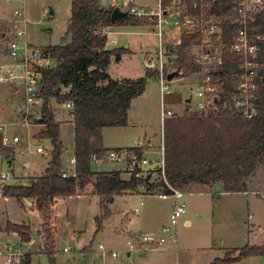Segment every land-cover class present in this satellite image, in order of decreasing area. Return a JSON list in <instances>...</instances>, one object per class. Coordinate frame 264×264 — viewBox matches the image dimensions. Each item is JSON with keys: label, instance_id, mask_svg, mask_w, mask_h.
<instances>
[{"label": "rangeland", "instance_id": "obj_1", "mask_svg": "<svg viewBox=\"0 0 264 264\" xmlns=\"http://www.w3.org/2000/svg\"><path fill=\"white\" fill-rule=\"evenodd\" d=\"M5 1L0 0V5L6 4ZM72 1L25 0L29 21L28 39L38 46L70 42L71 34H68V27ZM99 1L107 8L113 3V0ZM114 2L117 3L118 0ZM139 2L155 4L157 0H139ZM8 8L22 9L23 1L13 0ZM146 23L145 20H142L140 25L114 23L108 29L107 47L109 49L124 47L126 43L130 44V50L120 59L112 58L107 71L113 78L138 79L146 74L145 57L147 54L151 58L156 57L155 50L159 47V38L153 24ZM164 32L167 34V38L164 39L165 46L177 43L180 32L178 27L165 24ZM198 82L199 76H192L182 85L176 86V89L181 92L172 94L175 97L182 96V102L177 103L175 100L171 101L172 98H167L166 101L176 108L180 113L179 116L198 114L191 109L195 104V96L188 110L184 100ZM22 94L23 92H20L17 86L13 89L0 86V124H6L4 131L6 135L11 138L19 137L18 142L5 146L12 152L9 156L0 150V174L8 173L12 176L4 182L8 185H19L22 181H29L41 175L51 158L50 140L37 135L43 128L34 121V117L40 114L39 106L32 110L33 117L30 123H21L23 110L18 109L24 107ZM57 104L53 101L57 117L62 121L61 137L67 147L66 156L69 157L73 153V126L69 122L71 114L67 112L61 114L60 110L57 111ZM129 118L131 122L128 126L106 128L105 145L108 148L135 146L149 137L152 145L145 148L142 158L148 159L151 164L143 167L144 169L156 167L162 160L164 132L161 119L160 85L156 76L148 79L144 94L133 99ZM141 144L144 147L148 146L145 143ZM39 146L46 148L47 153L39 152L37 150ZM69 159L67 162L71 168L73 165ZM92 166L96 171L126 169L125 162L103 159H95ZM153 178H156L155 173ZM5 184L0 180V188ZM183 189L187 193L185 196L187 211L183 220L190 218L192 224L188 227L181 224L180 247L177 251L170 247L168 251L154 253L165 256L166 264H206L215 257L227 256L228 251L225 254V249L222 247L241 248L247 244H264V165L258 168L254 177H250L247 190L226 191L221 181L211 184L194 183ZM169 203V199H163L157 194H148L145 190L118 195L110 205L112 214L104 220V227L96 233L95 218L102 213L101 200L98 196L60 200L55 206V211L53 210L52 222L57 229L55 250L57 264H132L131 259L124 257L123 252H120L118 259L112 258L109 254L103 258L99 245L103 243L110 249L113 247L122 249L127 243L123 233L125 226L134 232L149 231L148 228L157 221ZM28 207L26 203L22 201L20 203L14 197H0V232L3 231L0 237H8L4 243L9 238L19 242L18 233V237L10 232V234L6 233L7 221L29 225L33 242L31 246L25 247L28 248V251L26 250L28 254L33 253L32 264H51L50 256L43 251L44 236L41 233L40 214L36 208ZM139 260L137 256L136 264H139ZM238 262L235 264H264V256H252Z\"/></svg>", "mask_w": 264, "mask_h": 264}, {"label": "trees", "instance_id": "obj_2", "mask_svg": "<svg viewBox=\"0 0 264 264\" xmlns=\"http://www.w3.org/2000/svg\"><path fill=\"white\" fill-rule=\"evenodd\" d=\"M113 8L102 6L99 0H73L68 27L71 41L42 47L43 54L53 58L55 65L41 68L42 104L34 121L43 125L37 135L50 140L51 158L44 173L31 178L29 184H7L3 188V196L14 197L27 205L32 202L31 208L39 212L43 251L50 256L51 264H57L52 211L58 199L78 196L84 193L87 185H91L92 194L101 200L102 213L95 218L98 233L104 227V220L112 214L110 205L116 196L140 190L148 194L154 189L170 191L160 169L152 170L144 177L131 174L129 178H124L122 171L117 170L92 171V161L103 159L108 150L104 146V129L129 124L133 99L146 90L148 79L158 74L155 68H147L146 74L138 79H114L107 71L113 57L120 59L129 51L124 47L107 48L109 38L104 29L113 24ZM141 21L130 16L120 23L140 25ZM192 40L193 37L183 35L173 50L177 54L173 66L183 68L186 77L199 70L190 56ZM235 65L228 59L222 72L231 71ZM227 90L218 100L217 109L208 114L166 118L165 173L172 186L183 189L194 183L221 181L226 191L247 190L250 177L264 163V81L257 102L258 113L251 119L242 118L231 110L229 87ZM168 98L177 103L183 101L182 96L175 97L174 94ZM184 100L187 109L189 104L186 98ZM53 101L60 105L69 102L74 105V171L67 162ZM127 149L140 160L145 147L138 145ZM0 150L7 156L12 153L1 140ZM66 172L69 175L64 176ZM154 173L156 178H153ZM7 231L17 232L25 242L30 241L32 235L26 224L8 222ZM252 256H264V244L230 249L227 256L217 258L211 264H232ZM23 264H32L31 255H27Z\"/></svg>", "mask_w": 264, "mask_h": 264}, {"label": "built area", "instance_id": "obj_3", "mask_svg": "<svg viewBox=\"0 0 264 264\" xmlns=\"http://www.w3.org/2000/svg\"><path fill=\"white\" fill-rule=\"evenodd\" d=\"M113 0L112 6H119L129 11L130 16H136L154 26L159 38V47L155 50L156 57L151 58L154 68L158 71L157 79L161 94V119L177 117L180 113L166 101L168 95L179 93L175 84L182 85L192 76H199V82L192 87L187 97L195 96L192 110L200 114H208L217 109L218 100L226 91L230 95V108L239 116L251 119L258 113V99L261 85L264 81V0H157V3L139 2V0ZM16 21L20 26L10 33L1 49L12 59V63L0 62V85L21 79L24 89V107L21 123H30L32 110L42 104L40 94L41 68L55 65L53 58L44 55L41 47L33 45L27 39L29 23L25 6L15 9ZM165 24L178 27L179 40L173 45L165 46ZM109 27L104 29L108 34ZM183 35L193 37L191 58L199 67L190 76L183 75V68L173 66L177 56L174 49L180 44ZM228 59L235 62L231 71L222 72ZM177 71L171 79L170 73ZM187 97L186 100H187ZM216 97L218 98L216 100ZM228 104V103H227ZM73 110V103L65 104ZM191 107V105H190ZM72 114V113H71ZM6 124H0V140L3 146L18 142L19 137H9L4 133ZM39 152L46 148L39 146ZM103 160L125 162L132 174L144 177L152 170L160 169L161 175L169 192L154 189L149 194H157L170 200V206L165 220L152 231H139L127 240L125 252L129 256L143 255L152 251H163L177 244L179 227L184 222L187 211L184 189L172 186L166 179L165 158L155 168H145L151 162L146 158L137 160L135 155L125 149H108ZM70 163L75 165L72 157ZM70 167V166H69ZM69 175V172L63 174ZM12 176L1 173L3 184ZM7 185V184H5ZM4 185V186H5ZM0 188V197L3 188ZM67 250V249H66ZM103 255L117 259L120 251L110 249L105 244L99 245ZM28 252L19 244L11 241H0V264H23Z\"/></svg>", "mask_w": 264, "mask_h": 264}, {"label": "crops", "instance_id": "obj_4", "mask_svg": "<svg viewBox=\"0 0 264 264\" xmlns=\"http://www.w3.org/2000/svg\"><path fill=\"white\" fill-rule=\"evenodd\" d=\"M12 1L13 0H6L5 2H6V4L5 3H3V5L0 7V62H8V63H12L13 61H12V59L9 57V56H7V55H5L3 52H1V49H2V47H3V45H4V42L10 37V33L12 32V31H14L16 28H18V26H20V24H19V22H17L16 21V16H15V14H14V10L15 9H18V8H13V9H9L8 8V6L9 5H11V3H12ZM23 1V4H24V6H25V0H22ZM5 4V5H4ZM26 9V8H25ZM53 12V11H52ZM146 24H148V23H146ZM109 28H111V27H109ZM109 38V37H108ZM27 39H28V37H27ZM28 41L30 42V43H32L33 45H35L33 42H31L29 39H28ZM178 42V41H177ZM108 44V43H107ZM174 43H172L171 45H173ZM36 46H38V45H36ZM39 47H44V46H39ZM108 48V47H107ZM124 48H127V49H129L130 50V44L129 43H126L125 44V46H124ZM145 59H146V64H151L152 63V60H151V58L149 57V54H147V56L145 57ZM154 68V67H153ZM146 69H147V66H146ZM115 79V78H114ZM1 87L2 86H4V87H6V88H11V89H13V87H18L19 88V90H20V92L22 91L23 92V101H24V96H25V94H24V89H23V84H22V81H21V79H17V80H15V81H13V82H8V83H6V84H1L0 85ZM175 88H176V84H175ZM145 92V91H144ZM144 92L142 93V95L144 94ZM139 96H141V95H139ZM187 98H189V97H187ZM6 102V101H5ZM133 102V101H132ZM187 102V101H186ZM187 103H189V102H187ZM14 104V103H13ZM57 104V103H56ZM17 105V104H16ZM57 111H61L60 113L61 114H65L66 112L69 114H71L72 112H70L71 111V108L70 107H68V106H66L65 104H63V105H59V104H57ZM176 109V108H175ZM18 110H21L20 108L18 109ZM68 110V111H67ZM58 116V114H56V117ZM62 118V117H61ZM57 119H58V117H57ZM59 120V119H58ZM59 122H60V126H61V119L59 120ZM69 122L72 124V126H73V153H72V155H70L69 157L67 156V159H71L72 157H74V146H75V142H74V138H75V127H74V122H73V116H72V114H71V120H69ZM130 122H131V120H130V118H129V124H130ZM128 124V125H129ZM162 124H164L163 122H162ZM38 125H40V126H42L43 127V125L42 124H38ZM127 125V126H128ZM106 128H108V127H106ZM106 128L104 129V132H105V130H106ZM146 136L148 137V135L146 134ZM104 142H105V133H104ZM151 142H152V140H151V138H147L146 140H144V141H140L139 142V144H137V145H135V146H138V145H142L141 143H145V144H147L148 146L147 147H145V148H148V147H151ZM104 146L106 147V148H108L106 145H105V143H104ZM143 146V145H142ZM128 147H132V146H127V147H112V148H115V149H126V148H128ZM112 148H108V149H112ZM67 150V147H66V145H65V151ZM145 150V149H144ZM162 152H164V158H165V150H164V132H163V138H162ZM69 159V160H70ZM95 160V159H94ZM93 160V161H94ZM97 160V159H96ZM92 161V162H93ZM263 165H264V163L260 166V167H263ZM91 167H92V171H94V172H102V171H96V170H94V168H93V166H92V164H91ZM47 168V167H46ZM70 168V167H69ZM153 168H155V167H153ZM126 170H128V171H126ZM71 171H74V165L73 166H71ZM122 171V170H121ZM258 171V170H257ZM124 173H128V174H124ZM132 173L130 172V170H129V168H128V165L126 164V169L125 170H123L122 171V176L124 177V178H129L130 176L129 175H131ZM254 177V176H253ZM258 179V181H259V178H257ZM29 182H30V180L29 181H22L21 182V184H23V185H27V184H29ZM83 196H97V195H95V194H92V186L91 185H87L86 186V188H85V191H84V193H82V194H80V195H78V196H73V197H83ZM99 197V196H98ZM71 197H69V198H60V199H58V201L55 203V205H54V207H53V210L55 211V206H57V204H58V202L60 201V200H63V201H67L68 199H70ZM100 198V197H99ZM116 198V197H115ZM115 200V199H114ZM20 203H21V201L20 200H18ZM114 202V201H113ZM112 204V203H111ZM29 206V205H28ZM169 206H170V203L167 205V207H166V209L164 210V212L160 215V217L157 219V221L153 224V225H151L148 229H149V231H152V230H154V229H156L164 220H165V218H166V215H167V212H168V209H169ZM28 208H31L30 206L28 207ZM32 209V208H31ZM53 212V211H52ZM8 222H12V221H7V224H8ZM52 222H53V213H52ZM13 223H15V222H13ZM7 224H6V226H7ZM22 224H24V223H22ZM53 224V223H52ZM182 224V226H184V227H188V226H190L191 224H192V221H191V219L190 218H185L184 219V222H182L181 223ZM181 226V225H180ZM53 229H54V236H55V241H56V232H57V229H56V226L54 227V225H53ZM139 231H141V230H138V231H136V232H134L132 229H130L128 226H125V228H123V233H124V237H126V239L128 240L129 239V237H131V235H134V234H137ZM5 232V231H4ZM31 232H32V230H31ZM179 232H180V227H179ZM3 233V231H1L0 232V235ZM6 233H8V234H13L14 236H17L18 237V234H17V232H6ZM20 237V236H19ZM18 237V240H19V242H17V241H15L14 239H12V238H9L8 239V241H11V242H15V243H17V244H19L22 248H24V250H27L28 248H26L25 246H31L32 245V242H33V238H32V235H31V239H30V241L29 242H24V241H22L21 240V237L19 238ZM8 237H5V238H3V237H0V241H5V239H7ZM179 241H180V235L178 236V242H177V244H174L173 246H171V248H174V249H176L175 251H177L178 250V248L180 247V243H179ZM31 243V244H30ZM43 245H44V242H43ZM27 246V247H28ZM126 247H127V243H126V246L125 247H123L122 249H118V248H116V247H113L112 249H116V250H119L120 252H123V253H125L124 254V257L126 258H128V259H131V263L132 264H136L137 262L135 261V258L138 256V258H140V260H139V264H145L146 262H148L149 264H166V260H165V256H163V255H161V254H154V253H158V252H164V251H168L169 249H171L170 247H169V249L167 250H163V251H152V252H149V253H147V254H143V255H134V256H129L126 252H125V250H126ZM207 248V247H206ZM223 249H225L224 251H225V254H226V252L228 251V250H230V249H236V248H231V247H227V248H224V247H222ZM237 248H240V247H237ZM28 251V250H27ZM100 251V250H99ZM29 255H31V258H32V255H33V253L31 254V252L29 253ZM120 257V256H119ZM118 257V258H119ZM225 257V256H224ZM113 258V257H112ZM117 258V259H118ZM217 258H223V257H215V259H213V260H210V261H207L206 262V264H211V263H213ZM247 258H250V257H247ZM146 259H148V260H146ZM244 259H246V258H244ZM243 260V259H242ZM236 263V262H235ZM235 263H232V264H235ZM239 263V262H238Z\"/></svg>", "mask_w": 264, "mask_h": 264}, {"label": "water", "instance_id": "obj_5", "mask_svg": "<svg viewBox=\"0 0 264 264\" xmlns=\"http://www.w3.org/2000/svg\"><path fill=\"white\" fill-rule=\"evenodd\" d=\"M130 18V14H129V11L126 10V9H123L119 6H116L113 8L112 10V13H111V22L114 24V23H120L126 19H129ZM147 68H153L154 67V62H152L151 64H146ZM177 73V71L175 72H172L169 74V78L171 79L172 77H174V75ZM218 98L216 97V100ZM191 101V98H187V102H190ZM39 120H42L41 117H39ZM28 205L31 207L33 204L32 202H27Z\"/></svg>", "mask_w": 264, "mask_h": 264}]
</instances>
